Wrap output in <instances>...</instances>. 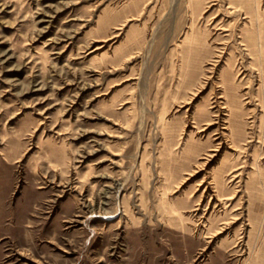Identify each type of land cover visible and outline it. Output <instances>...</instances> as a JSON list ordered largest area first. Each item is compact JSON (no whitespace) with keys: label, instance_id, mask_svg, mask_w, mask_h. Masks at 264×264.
<instances>
[{"label":"rangeland","instance_id":"1","mask_svg":"<svg viewBox=\"0 0 264 264\" xmlns=\"http://www.w3.org/2000/svg\"><path fill=\"white\" fill-rule=\"evenodd\" d=\"M0 264H264V0H0Z\"/></svg>","mask_w":264,"mask_h":264}]
</instances>
